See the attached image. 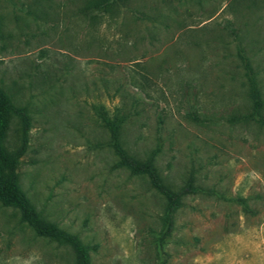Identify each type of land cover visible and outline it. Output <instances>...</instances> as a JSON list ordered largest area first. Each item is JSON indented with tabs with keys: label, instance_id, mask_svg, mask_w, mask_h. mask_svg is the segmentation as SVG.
I'll list each match as a JSON object with an SVG mask.
<instances>
[{
	"label": "rangeland",
	"instance_id": "rangeland-1",
	"mask_svg": "<svg viewBox=\"0 0 264 264\" xmlns=\"http://www.w3.org/2000/svg\"><path fill=\"white\" fill-rule=\"evenodd\" d=\"M0 0V88L31 118L19 185L91 264H264V0ZM126 150L174 190L191 183L163 238L167 201L120 167ZM18 120L8 142L16 145ZM0 264H74L0 202Z\"/></svg>",
	"mask_w": 264,
	"mask_h": 264
},
{
	"label": "trees",
	"instance_id": "trees-1",
	"mask_svg": "<svg viewBox=\"0 0 264 264\" xmlns=\"http://www.w3.org/2000/svg\"><path fill=\"white\" fill-rule=\"evenodd\" d=\"M123 1L98 0L91 6L92 10L101 14L110 8L120 6ZM240 58L243 61L252 109L248 118L264 126V117L261 114L263 101L253 69L246 57L240 55ZM13 119L18 120L19 127L16 145L11 147L7 136ZM100 120L107 129L109 147L116 156L118 165L133 175L146 176L151 186L167 201L162 235L165 238L171 232L173 215L181 206L182 197L196 192L197 189L191 183L183 185L178 190L171 188L163 181L151 159L141 161L126 150L121 140V121L116 118L112 120L104 115H101ZM30 129L31 118L27 110L16 106L0 88V202L17 209L22 222L26 223L37 236L70 248L74 255V264H91L89 250L79 238L43 219L20 188L18 169L28 147Z\"/></svg>",
	"mask_w": 264,
	"mask_h": 264
}]
</instances>
